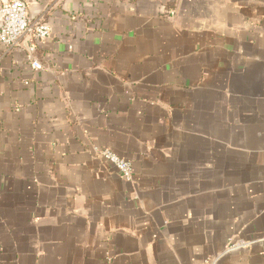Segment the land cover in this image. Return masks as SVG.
Segmentation results:
<instances>
[{
  "label": "crops",
  "instance_id": "0c3cea01",
  "mask_svg": "<svg viewBox=\"0 0 264 264\" xmlns=\"http://www.w3.org/2000/svg\"><path fill=\"white\" fill-rule=\"evenodd\" d=\"M26 1L51 36L0 44V264H264V0Z\"/></svg>",
  "mask_w": 264,
  "mask_h": 264
},
{
  "label": "built area",
  "instance_id": "2783aa9c",
  "mask_svg": "<svg viewBox=\"0 0 264 264\" xmlns=\"http://www.w3.org/2000/svg\"><path fill=\"white\" fill-rule=\"evenodd\" d=\"M0 17L1 45L12 48L26 36L36 41H43L51 36L50 24L31 16L26 0H0ZM30 49L34 51L35 47L31 45ZM32 66L36 69L43 68L38 60H33ZM95 150L97 155L111 164L123 179L129 182L133 180L134 164L130 159L120 156L110 148L95 146Z\"/></svg>",
  "mask_w": 264,
  "mask_h": 264
}]
</instances>
